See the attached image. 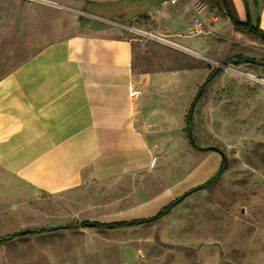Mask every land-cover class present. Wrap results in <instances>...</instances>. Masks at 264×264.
Returning <instances> with one entry per match:
<instances>
[{"label":"rangeland","instance_id":"374dc122","mask_svg":"<svg viewBox=\"0 0 264 264\" xmlns=\"http://www.w3.org/2000/svg\"><path fill=\"white\" fill-rule=\"evenodd\" d=\"M77 17L86 19L64 0H0V78L47 40L65 34ZM129 30L137 41L136 71L159 79L147 116L157 126L129 134L131 145L106 142L98 157L99 185L76 179L26 185L0 173V238L81 221L150 219L183 200L145 226L15 240L0 247V264H264V66L235 60L264 61V43L216 37L206 29L197 34L193 25L171 36L136 29L154 38ZM22 37L26 44H20ZM213 69L221 72L192 114L196 149L186 116ZM224 159L226 170L205 187L218 177ZM21 175L35 176L34 168Z\"/></svg>","mask_w":264,"mask_h":264},{"label":"crops","instance_id":"0c3cea01","mask_svg":"<svg viewBox=\"0 0 264 264\" xmlns=\"http://www.w3.org/2000/svg\"><path fill=\"white\" fill-rule=\"evenodd\" d=\"M64 1L86 19L77 17L65 34L47 40L0 78V173L26 185L43 179L99 185L98 157L106 142L131 145L129 134L143 135L157 126L147 116L159 79L136 71L137 41L129 29L171 36L191 27L199 13L216 37L263 43L236 28L231 18L264 30V0ZM53 26L58 32V21ZM177 40L188 46L187 39ZM131 84L141 90L136 100L129 95ZM32 168L35 176L21 175Z\"/></svg>","mask_w":264,"mask_h":264},{"label":"trees","instance_id":"16d2710c","mask_svg":"<svg viewBox=\"0 0 264 264\" xmlns=\"http://www.w3.org/2000/svg\"><path fill=\"white\" fill-rule=\"evenodd\" d=\"M233 25L236 28L242 29L249 33L250 35L260 39L264 43V30L260 29L258 25H253L250 21H247L245 23H240L235 21L233 18H231ZM235 60H238L239 63L248 61V62H254L260 66H264V61L258 62L254 59H249L247 57L243 56H237ZM220 69H213L204 83L200 86L198 94L194 98L192 102V109L188 112L186 116L187 121V132H188V138L190 140V143L194 146V148L198 149V146L196 145L195 138L192 134V114L194 108L197 106V104L200 102L202 97L206 94L209 87L212 85L214 80L219 76ZM227 160L224 159L222 162L221 168L219 170L218 177H215L210 182L206 184L205 187L212 186L223 174V172L226 170ZM186 197V196H185ZM182 199H177L167 206H165L156 216L150 218V219H139V220H133L130 222L121 221V222H110V223H101L98 221H81V222H75L73 224L67 225V226H61V227H55V228H41V229H34V230H23L16 233L8 234L4 237L0 238V247L7 245L15 240L27 238V237H33V236H42L47 233H53L57 231H73L78 229H98L103 231H117V230H123V229H130L135 228L138 226H145L152 224L154 222L159 221L163 216H165L168 212H170L178 203H180Z\"/></svg>","mask_w":264,"mask_h":264},{"label":"built area","instance_id":"2783aa9c","mask_svg":"<svg viewBox=\"0 0 264 264\" xmlns=\"http://www.w3.org/2000/svg\"><path fill=\"white\" fill-rule=\"evenodd\" d=\"M176 1L177 0H171L172 3H175ZM198 14L199 13H196L193 16V32L198 34V33L203 32L206 29V32L208 34H211L212 33L211 29L207 25H205V23L200 19ZM215 21H216V19H212V22H215ZM132 30L145 35L147 38H154L153 34H151V33L141 32V31L136 30V29H132ZM129 95H130V98L132 100L138 99L141 95V90L139 88V85L131 84L130 88H129ZM152 164H153V162H152Z\"/></svg>","mask_w":264,"mask_h":264},{"label":"water","instance_id":"95a60500","mask_svg":"<svg viewBox=\"0 0 264 264\" xmlns=\"http://www.w3.org/2000/svg\"><path fill=\"white\" fill-rule=\"evenodd\" d=\"M204 150H207V151H218V149L215 148V147H207Z\"/></svg>","mask_w":264,"mask_h":264},{"label":"bare ground","instance_id":"6f19581e","mask_svg":"<svg viewBox=\"0 0 264 264\" xmlns=\"http://www.w3.org/2000/svg\"><path fill=\"white\" fill-rule=\"evenodd\" d=\"M185 50H188V51H189V49H186V48H185ZM254 79H256V78H254ZM256 81H257V80H256Z\"/></svg>","mask_w":264,"mask_h":264}]
</instances>
